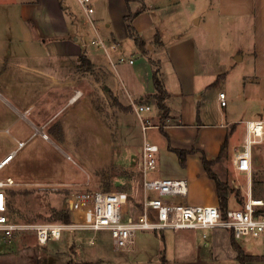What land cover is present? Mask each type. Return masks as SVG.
Returning <instances> with one entry per match:
<instances>
[{
  "label": "rangeland",
  "instance_id": "374dc122",
  "mask_svg": "<svg viewBox=\"0 0 264 264\" xmlns=\"http://www.w3.org/2000/svg\"><path fill=\"white\" fill-rule=\"evenodd\" d=\"M59 2L63 16H55L54 27L65 29L70 37L78 32L79 43L88 50L97 48L91 42L98 39L106 46L111 44L105 38L107 30L115 31L117 28L124 32L126 28L124 18L121 20L107 15L109 11L105 0H90L94 9V13L91 14L86 13L77 0H59ZM209 2L210 0H134L131 9L136 12L149 6L153 19L160 22L157 30L166 37L171 40L173 35L179 34L184 38L193 37L199 42V46L205 48L207 45V48L212 50L207 52L208 54L213 52V85L205 89L200 104L216 119L221 112L223 116L228 114L237 120L239 123L237 129L228 139L229 144L236 145L238 144L236 137L240 134L244 121H264V81L256 83L252 76L249 31L243 32L238 21L232 16L221 15L223 11L219 8H214L213 11ZM4 3V0H0V38L28 36L32 33L31 23L22 22L19 18L18 5L6 7ZM196 18L200 19L198 24L195 23ZM120 41L118 51L121 50V56L126 61L116 63L117 75L115 68L111 70L120 90V101L125 107L117 106L113 102L111 104V101L106 99L88 100L85 103L80 99L74 105L66 106L56 115L55 123L65 120L64 131L58 130L59 124L54 123V131L52 130V134L48 132L50 141L45 142L40 136L33 137L31 142L17 153L12 165L4 170L13 173L16 171L11 170L14 167L23 169L20 180L16 179L19 185L12 189L9 195L8 215L12 221L27 225L71 223V220L68 223L54 220V213L69 212L70 196L83 189L103 192L123 191L128 196L123 207L124 217L136 214L145 197L153 195L143 190L144 180L139 168L142 145L145 141L160 146L156 170L147 171V179H151L150 176L156 173L162 177H175L173 174L180 168L176 155L167 151L164 136L159 129L153 127L158 123L157 108L149 106L148 111H137V105L140 103L135 101L138 100V96H132L133 90H130L133 85L139 84L132 76V71L135 65L140 63V60H137L141 57L139 54L131 53L134 45L129 36ZM7 43L11 49L20 47H16L18 44L16 41ZM3 44L5 41H0V46ZM149 45L152 46L154 43ZM149 45L146 47L148 48ZM238 49L243 53V60L237 58ZM149 51L153 59L163 54V50L156 45ZM108 53L110 54V51ZM129 58L135 60V63L129 64L127 62ZM79 67L82 68L80 65ZM159 69L165 89L171 92L169 103L176 113L178 109L183 110V114L177 119L182 117L181 122H189L191 116L188 112L190 107L192 108L190 104L197 103L199 99L190 98L184 104L180 99H175L176 97L172 96V88L177 91L178 87H175L171 67L163 60ZM14 77L15 74L11 71L6 80L12 84ZM143 83L145 84L144 80ZM219 91L225 94L226 107L217 106ZM78 92L79 90H74L72 96L77 95ZM79 109L86 111L76 113ZM0 111L3 113L2 108ZM5 116L8 125L15 118L9 112ZM149 116H153L154 119L148 120ZM150 125L152 127L143 129V126ZM9 133L11 136L13 129H9ZM10 136L0 132V155L15 147ZM242 143H239L234 152L238 153L242 150ZM252 148V175L264 183V138ZM230 153L226 147L220 162L213 166V170L221 179H227L229 186L233 188L231 179L235 184L237 181L234 179L236 171L232 164L233 152ZM239 181L240 185H243V179ZM257 189L263 191L264 184ZM244 201L245 196L232 195L229 207H240ZM174 203L186 202L175 198ZM179 235L180 231L167 230L164 243V240L155 233L137 231V252L121 253L112 249L110 232L105 229L64 230L60 240L48 241L45 246L46 252L42 251L31 230L15 232L10 238H5L0 233V264H51L65 259L74 261L93 259L94 255L102 256L106 263L111 264H134L128 261L136 256L139 259L138 264H154L153 258L164 248L163 244H167L170 253L173 243H179ZM240 243L250 253L264 252V244L260 239L246 238ZM49 251L53 252H51L52 257H49ZM42 258H46L45 261H42ZM160 261L163 263V256L159 258Z\"/></svg>",
  "mask_w": 264,
  "mask_h": 264
},
{
  "label": "crops",
  "instance_id": "0c3cea01",
  "mask_svg": "<svg viewBox=\"0 0 264 264\" xmlns=\"http://www.w3.org/2000/svg\"><path fill=\"white\" fill-rule=\"evenodd\" d=\"M4 1L6 7L18 5L20 20L22 22H30L32 26V33H29L28 36L17 35L14 38L8 36L0 38V41H5V44L0 46V108L3 110V113L0 111V132L10 136L9 129H13V134L10 138L15 143L14 148L4 151L1 153L3 155H0V162L8 155L11 156L2 166L1 176H10L17 183L16 186L7 189L9 196L10 191L19 185L16 179L20 180L19 178L22 175L23 169L14 167L11 169L16 170L13 173L4 170L12 165L17 153L26 147L33 137L40 136L45 142L50 141L48 132L52 134L54 131L56 115L63 108L74 105L80 99L84 103L88 100L101 101V99H106L110 100L111 104L113 102L117 106L124 105L120 101V90L111 70V68H115L117 75L116 63H118L117 59L122 57L121 50H109V54V51L105 52L102 48L92 44V42L91 44L97 48L88 50L86 46L79 43L80 35H78V32L73 37H70L65 29L54 27L55 16H63L62 10L59 8L61 7L59 0ZM105 3L109 11L108 13L106 12L108 16L112 15L122 20L129 13H134L131 9L133 1L126 4L125 0H105ZM209 4L213 11L214 8H219L223 11V13L219 12V14L222 13L221 15L234 17L243 32L249 31L248 37L251 39L252 47L250 53L252 76L256 83L263 82L264 0H210ZM91 7L93 8L92 3ZM209 13H212V11H209ZM199 22L200 19L196 18L195 23L198 24ZM159 23V21L153 19V13L149 6L142 8L132 19L133 28L145 43L144 48L146 53L143 54L138 50L133 42L134 47L131 53L139 54L141 58L137 60H140V63H137L133 68L132 76L135 77L136 82H139L141 87L136 83L130 90H133L132 96H138V100L135 102L156 107L155 100L149 98L154 93L152 80L154 67L150 61L157 62L159 66L164 60L171 67L172 76L176 83L175 87H178L177 91L172 88V96L176 97L175 99L183 101V104L190 98L195 97L196 100L199 99L196 101L197 103L190 104L192 108L190 107L188 113L191 119L189 122L183 123L180 121L182 117L177 119L178 116L183 114V110L178 109L177 113L174 111L169 103L171 92L165 89V84L162 82L166 91L164 106L168 109V115L162 123L163 125H161V114L156 107L158 123L153 125V127L161 131L166 141V148L169 144L170 147L175 149L190 150L191 148H195L199 151L186 155L184 167L180 165L179 159L176 156L180 168L173 174L175 177L170 178L186 180L188 188L187 195L178 199L184 200L185 204L189 205H211L218 207L216 185L214 180L210 179L203 169L201 153L203 152L209 160L217 158L225 138L229 139L230 134L236 131L237 124L239 123H237L234 117H230L228 114L223 116L221 112H219V118L216 119L215 116L210 115L209 111L200 104L205 89L213 85V52L212 54L211 52L208 54V46L206 45L205 48L199 46V42L193 37L184 38L179 34L173 35L172 40L169 39L164 33L157 30ZM106 25L109 27L108 23ZM152 31L155 33H152ZM123 34L124 36L122 37ZM127 36L128 32L126 28H124V32L117 28H115V31L107 30L105 32V38L110 43L118 44V46L121 44L120 40L125 39ZM11 41H16L18 43L16 47H20L9 48L10 46L7 42ZM150 43H154V45L151 46L149 45ZM147 45H149L148 48L146 47ZM155 45L163 50L162 56L157 57V59H153L149 51ZM238 54V60H243V53L240 49H238ZM80 56H84L89 61L90 70L79 67ZM133 63H135V60ZM11 71L15 74L12 84L6 80L7 75ZM76 89L79 90L78 94L72 96V93ZM199 92H201L200 95ZM217 106L219 107L218 104ZM226 106L227 104L224 107ZM82 111L84 112L86 109H79L76 113ZM8 112L15 117L9 125L6 124L5 116ZM77 117L79 116L77 115ZM151 119H154V117L149 116L148 120ZM248 121L250 120L244 121V126L236 137L238 144L231 145L227 141L228 152H233V156L237 154L234 152L235 148L244 140L246 134L245 123ZM59 122L55 123L59 124V127L57 128L56 126V128L64 131L65 120ZM20 143L21 145H19ZM157 146L158 159L160 146ZM167 151L169 150L167 149ZM252 176V170L250 176L244 172H235L234 179L238 185L232 179L230 183H233L234 186L232 187L236 188L234 189L237 195L233 193L229 196L228 208H230L232 195L245 196L246 199L247 193L250 192L253 198L264 199V190L252 189ZM150 178L163 177L156 173L150 176ZM239 179H243V185H240ZM86 191L93 190L83 189L80 192ZM235 208H238V206ZM178 231H180L178 237L179 243H173L170 253L167 244H163L164 248L153 258L154 264H239L237 253L231 245L232 236L229 231L216 228ZM152 233L162 237L165 243L166 231L165 233L164 231ZM240 241L236 240L246 254L264 256V252H248L241 245ZM40 246L43 249L42 251L46 252L45 246L47 244ZM51 252L49 251V257H52ZM136 252L137 248L135 244V251L133 253ZM161 256L164 258L163 263L159 262ZM128 262L138 264L139 259L137 256L131 257ZM51 264L111 263H106L102 256L94 255L93 259L82 261L65 259L64 261ZM246 264H264V259L248 261Z\"/></svg>",
  "mask_w": 264,
  "mask_h": 264
},
{
  "label": "built area",
  "instance_id": "2783aa9c",
  "mask_svg": "<svg viewBox=\"0 0 264 264\" xmlns=\"http://www.w3.org/2000/svg\"><path fill=\"white\" fill-rule=\"evenodd\" d=\"M83 10L91 14L93 8L90 0H77ZM92 44L102 48L105 52L119 48L118 44L106 46L100 39ZM120 57L117 62H124ZM129 64L133 59H128ZM217 101L220 108L226 105L223 92H218ZM137 111H148V105L139 104ZM150 126H143L146 129ZM246 134L242 143V150L232 161L236 171L250 176L252 170L253 146L262 142L264 138V121L253 120L245 123ZM21 145V143L19 144ZM158 146L145 141L142 145L140 170L143 176V190L153 193L146 196L138 212L124 217L123 207L128 200L127 193L86 191L77 192L68 200V210L71 223L21 224L9 218V196L7 189L17 183L10 176L0 174V232L5 238H10L15 232L31 230L40 245H46L49 240L61 239L64 230H100L110 232L112 249L115 252L131 253L135 251L136 232H162L190 229H224L230 232L235 240L260 239L264 244V199L253 198L250 192L242 206L228 208L222 215L217 206L189 205L174 203L175 198L187 195V182L181 178H152L147 179V171H155L157 164ZM8 155L0 162V172L4 163L10 158Z\"/></svg>",
  "mask_w": 264,
  "mask_h": 264
},
{
  "label": "trees",
  "instance_id": "16d2710c",
  "mask_svg": "<svg viewBox=\"0 0 264 264\" xmlns=\"http://www.w3.org/2000/svg\"><path fill=\"white\" fill-rule=\"evenodd\" d=\"M132 1L134 0H125V3L128 4L129 2H132ZM139 11L140 10L134 12L133 14L129 13L127 16L124 17V21L126 23V29L128 32V36L133 40L135 47L138 50H140L143 54H145L146 53V50L144 48L145 43L138 36V34L136 33L135 29L132 26V19ZM150 62L154 67L153 73H152L154 93L153 95L149 96V98H152L155 100L156 107L159 109V111L162 112L160 116V121H161V125H163L162 123L166 120L167 115H168V109L164 106V100L166 98V91L160 79V71H159L158 63L154 61H150ZM79 65L81 67H84L85 70H90V63L84 56H80ZM227 141H228V138L226 137L220 147L219 155L217 156V158L213 160L207 159L204 153L203 152L201 153V163L203 165V169L205 173L207 174V176L210 179L214 180L215 182L217 200H218V208L222 215H224L225 211L228 209L229 196L233 193L237 195L236 190H234L233 188H231V186H229L227 179H221L217 175V173L213 170V166L220 162L222 155L224 154L226 150ZM167 149L176 154V156L179 159V163L182 167L185 166L186 155L199 152L195 148H191L190 150L175 149V148L170 147L169 144L167 145ZM263 184H264L263 181H261L260 179H256L255 175L252 176V189L253 190L258 188L259 186H262ZM9 207H10V202H9ZM53 219L60 221V222L68 223L71 220V215L68 211L55 212ZM231 245L237 253V261L239 264H246L248 261H259V260L264 259V256H256V255L253 256V255L246 254L243 251V249L240 247V245L236 242V240L233 238L231 239ZM42 259H43L42 261H45L46 258H42Z\"/></svg>",
  "mask_w": 264,
  "mask_h": 264
}]
</instances>
